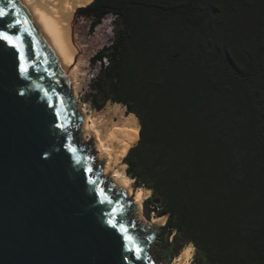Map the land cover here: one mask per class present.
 <instances>
[{"label": "trees", "instance_id": "trees-1", "mask_svg": "<svg viewBox=\"0 0 264 264\" xmlns=\"http://www.w3.org/2000/svg\"><path fill=\"white\" fill-rule=\"evenodd\" d=\"M114 36L87 96L137 119L122 163L159 252L193 264H264V0H94L76 11Z\"/></svg>", "mask_w": 264, "mask_h": 264}, {"label": "water", "instance_id": "water-1", "mask_svg": "<svg viewBox=\"0 0 264 264\" xmlns=\"http://www.w3.org/2000/svg\"><path fill=\"white\" fill-rule=\"evenodd\" d=\"M0 8L7 13L0 33L12 39H0V264H154L148 253L161 222L136 224L139 209L126 190L105 185V160H94L88 150L93 139L84 132L59 52L37 14L20 0H0ZM80 133L90 137L80 145L84 150ZM100 189L112 205L99 202ZM110 218L128 227L141 259L124 250Z\"/></svg>", "mask_w": 264, "mask_h": 264}, {"label": "bare ground", "instance_id": "bare-ground-1", "mask_svg": "<svg viewBox=\"0 0 264 264\" xmlns=\"http://www.w3.org/2000/svg\"><path fill=\"white\" fill-rule=\"evenodd\" d=\"M22 1V0H20ZM37 14L41 25L56 46L65 73L69 78V88L73 97L74 103L78 106L77 114L84 119V132L96 134V145L94 151L96 155L101 156L106 160L103 165V176L108 175L110 181L114 185L122 186L126 191L127 199L130 200L131 182L124 172V167L119 165L123 161L130 147L138 140V128L136 118L129 114L125 119L133 121V124L126 128V124H114V117L117 116L114 112H105L104 115H95L92 120L88 116L89 110L87 106L81 105L76 98L78 86L75 84L78 72L73 70L74 55L76 47L73 42V33L71 28V16L75 7H84L92 3L94 0H24ZM102 23L99 24V26ZM74 109H76L74 105ZM127 123V122H126ZM88 157V155H86ZM98 157V156H97ZM102 176V177H103ZM118 190V187L115 186ZM149 192V191H147ZM126 199V200H127ZM142 203V195L138 191L132 199V204L139 209ZM136 211L133 213L135 214ZM133 216V215H132ZM155 224V222H154ZM140 225V224H138ZM191 247L184 248L176 261L182 262L190 255ZM150 248L148 255L150 256ZM151 257V256H150ZM152 259V258H151ZM155 264L154 260L152 259ZM152 264V262H151Z\"/></svg>", "mask_w": 264, "mask_h": 264}, {"label": "rangeland", "instance_id": "rangeland-1", "mask_svg": "<svg viewBox=\"0 0 264 264\" xmlns=\"http://www.w3.org/2000/svg\"><path fill=\"white\" fill-rule=\"evenodd\" d=\"M22 1H24V0H22ZM84 7H86V6H84ZM79 8H83V7H75L74 12L72 13L73 16H71L72 17L71 18V28H72V33H73V42H74L75 47L77 49L75 52V55H74L73 62H71V65L74 66L73 70L75 68V70L78 72V76H76V79H75V84L78 86V89H77V93H76V98L74 96V99L77 100L81 105L87 106V108L89 110L88 116L90 117V120H92L96 114L97 115H104L105 112H107V111L114 112L117 114V116L114 117V121H113L114 124L119 123L121 126L124 122L126 124L125 127L129 128V125L133 124V121H129L131 119H129L127 121L125 119L128 115L126 114V110L123 106L118 105V104L107 103L102 110L96 111L91 107L90 102L87 98V96L90 92L91 81L96 76V73L99 69V66H98L99 63L93 64L91 59L99 51H101L102 48L111 44V42L113 40V36H114V31H115V29H114L115 17L113 15L105 16L101 21L102 24L100 26H97L92 31L90 28V24H91L90 20L87 18H83L81 16L76 15V11ZM136 124H137V128H138V132H140L139 131L140 126H139L137 119H136ZM78 129H80V125L78 126ZM78 132H79V130H78ZM86 134L89 135L93 139V141L90 142L89 144H88V142L90 141V137L87 136ZM86 134L80 133L79 145H87L88 144L89 152H91V150L93 151L91 156H93L95 154L93 159L97 160L98 157L94 151V147L96 145V139H97L96 134L95 133L94 134L86 133ZM138 137H139V135H138ZM138 140H139V138H138ZM136 143H134L130 148L135 146ZM87 155H89V154H87ZM103 161H104V158H103ZM94 162H96V161H94ZM105 162H106V160L102 164V169H103V165L105 164ZM119 165L124 167V172L126 175V166L122 163V161L119 163ZM102 173H103V170H102ZM102 176H103V174H102ZM103 177H105L104 179L106 180L105 185H108V181L110 184V182H111L110 177L107 175H104ZM138 191L142 195V203L140 206L139 215L136 217V213H135L132 216V218L136 217V224L141 223V225H144L146 227H151V226H155L159 222H161V224L159 223L160 226L158 227L156 238L150 247V252H151L150 256L154 260L155 264H193L195 249H194V246L192 244L187 245V246L191 247L190 255L188 258H186L182 262L176 261V258L173 260H170L167 257L164 258L163 254H161L159 252L160 249H159L158 243L160 242V239H161L160 238V235H161L160 232H161V227L166 222V216L158 218V217H155L154 215H151L150 219H147L144 215V202L146 199H148L150 197L151 193H150V191L147 192V190H145L143 188L136 189L134 187V181L132 180L131 191H130L131 197H129L131 202H132V199H134V197ZM154 222H155V224H154ZM187 246H185L184 248H186Z\"/></svg>", "mask_w": 264, "mask_h": 264}, {"label": "snow or ice", "instance_id": "snow-or-ice-1", "mask_svg": "<svg viewBox=\"0 0 264 264\" xmlns=\"http://www.w3.org/2000/svg\"><path fill=\"white\" fill-rule=\"evenodd\" d=\"M7 13L4 12L3 8H0V18L6 16ZM17 23H19V21H17ZM11 27V25H9ZM0 39L6 40L9 42V44H12V39L7 36L4 35L3 33H0ZM18 39V38H17ZM14 47H17V50L19 51V47L17 45H13ZM21 61L23 62V56L21 55L20 57ZM19 71L22 74H26L28 72V68L23 66V63H21ZM23 95V93H21ZM59 116V113H57V117ZM56 127H62V125L60 124H56ZM89 172H91V169H88ZM90 184L95 185L97 182L94 180H89ZM97 195L100 197H103V199H101L99 202L102 204H106V205H112L113 201L112 199H110L107 195V193L100 189L97 190ZM115 212V209H113V213ZM113 213H108L109 216H113ZM107 224L108 226H110L113 229H117L120 233V235L122 236L123 239V247L124 250L126 252H132L135 255L136 259H141V253H142V248L135 242L134 238L128 233V227L124 224V223H118L115 221L114 218H110L107 220ZM132 227H135V225L133 224Z\"/></svg>", "mask_w": 264, "mask_h": 264}]
</instances>
